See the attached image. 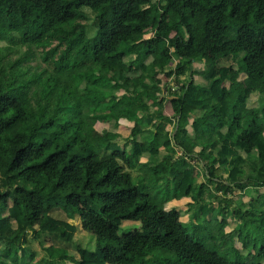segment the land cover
<instances>
[{
	"label": "trees",
	"instance_id": "trees-1",
	"mask_svg": "<svg viewBox=\"0 0 264 264\" xmlns=\"http://www.w3.org/2000/svg\"><path fill=\"white\" fill-rule=\"evenodd\" d=\"M170 70L176 91L161 79ZM164 99L171 117L150 109ZM120 117L133 122L123 143L92 130ZM253 188L264 189V0H0V264H264ZM187 198V222L159 205ZM209 215L201 242L192 224ZM75 220L91 245L75 241ZM125 222L140 226L119 234ZM32 241L49 257L37 261Z\"/></svg>",
	"mask_w": 264,
	"mask_h": 264
},
{
	"label": "rangeland",
	"instance_id": "rangeland-1",
	"mask_svg": "<svg viewBox=\"0 0 264 264\" xmlns=\"http://www.w3.org/2000/svg\"><path fill=\"white\" fill-rule=\"evenodd\" d=\"M157 62L158 64L160 65L161 64V58H157ZM227 65L230 66L231 70H230V76L233 80H235L238 85L240 86V88H243L244 85H245V76L242 75V74H238L236 69H237V66L234 65V64H231V63H226ZM174 66V63H171L169 67H172ZM198 73L197 74H194L192 76V79L196 82H200L201 81V75H202V64H196L195 65ZM133 68V67H132ZM130 68V69H132ZM169 71H167L168 73ZM171 72V76H166L165 74H163L161 76V79L164 83L170 85L171 87H173V91H176V87L174 86L175 82H174V73L172 70H170ZM115 88V87H114ZM115 92H116V95L121 97V100L123 102H127L126 98H124L122 95H123V91L122 90H119V89H114ZM257 94L255 95H252L249 99V104L250 105H255V102L257 100ZM154 105H158L156 106L158 109H162L163 112L171 117L172 116V111H171V108H170V105L168 104V102H166V100H162L159 104H154ZM154 105H150V109L153 110L155 109L156 107H154ZM108 118H105L104 120L101 119L99 120L92 128V130H94L95 132H97L98 134H108L109 136H114V135H118L119 136H127L128 135V132H129V128L132 127V122H126L124 119H122V117H120V121H119V127L120 128H116L114 130H111V126L110 124H108ZM121 125V126H120ZM169 130H172V127H168ZM189 131H190V128L188 127ZM113 131V132H111ZM123 143V141H122ZM195 151H199V148L196 147L195 148ZM197 178L198 180H203V169L201 166L197 167ZM209 190L211 193H215L218 197L221 196V192H215L214 188L212 187H209ZM257 199H256V203L260 206H262L264 208V191L263 190H260V192L257 194ZM247 195H243V194H240L239 192H236L234 193L233 196H230L229 198L232 199L233 201L237 200L238 197H241V201H243V203H248L250 201V198L245 197ZM44 208L47 207L46 206V202H42ZM160 206H163L165 210H170L172 208H175L179 211H181V221L183 222H187L188 221V215L191 214L193 211H192V207H193V202L190 200V199H183V200H179V201H173V202H169L167 204H164V205H161L159 204ZM224 205V204H223ZM221 205L220 203H216L215 206L217 207L218 211H220V214L218 216V219L220 221H225V222H228L230 223V216H231V209L230 208H226L225 206ZM62 217H63V214L61 212H59ZM198 214V213H197ZM51 216L54 217V218H57L59 219L60 217H58L56 215V213H51ZM216 215H209L208 217L206 218H203L201 220L200 223H197V222H193V227L194 229L198 232L199 234V237H200V241L201 242H204L205 239H206V236H207V233L209 230H211L212 228V222L214 220ZM75 225L78 226V230L75 234V241L79 244H92V239L90 238V236L81 230L80 226H79V221L78 220H75V221H69ZM140 226L139 222H125L122 224V227L119 231V234H122V233H127V232H132V231H135L136 229H138ZM232 226L228 225L226 228H225V231L226 232H229L231 231V228ZM33 236V235H32ZM48 244V243H47ZM31 245H32V249H34L36 252H37V256H36V260L38 261L42 256H48L49 257V253L48 251L46 250H41L40 247L38 246L37 242L35 241H32L31 242ZM234 245L235 247H237V249H241V239H238V238H235L234 239Z\"/></svg>",
	"mask_w": 264,
	"mask_h": 264
},
{
	"label": "crops",
	"instance_id": "crops-1",
	"mask_svg": "<svg viewBox=\"0 0 264 264\" xmlns=\"http://www.w3.org/2000/svg\"><path fill=\"white\" fill-rule=\"evenodd\" d=\"M133 66H131L130 68H132ZM133 69V68H132ZM124 93V92H123ZM123 96V95H122ZM119 97V96H118ZM156 106H158V105H154V107H156ZM157 108V107H156ZM155 108V109H156ZM122 119H124L126 122H130V121H128L127 119H125V118H122ZM120 121V120H119ZM119 121H118V126H117V128H120L119 127ZM132 124H133V122H132ZM121 126V125H120ZM133 126V125H132ZM131 128V127H130ZM129 128V129H130ZM111 132H113V131H111ZM115 137H117V138H119V139H121V141L123 140V139H125V137L126 136H119V134L118 135H114ZM146 161V159L145 158H142L141 159V162L142 163H144ZM260 190H263L264 191V189L263 188H253L252 189V194L255 196V197H257L258 195V193L260 192ZM244 195V194H243ZM245 197H247V196H245ZM249 198V197H248ZM173 201H177V200H173ZM173 201H171V202H173ZM169 203V202H168ZM53 212L54 213H56V215L58 216V217H60L61 219H64V217H62V215L59 213L60 211L58 210V209H53Z\"/></svg>",
	"mask_w": 264,
	"mask_h": 264
}]
</instances>
